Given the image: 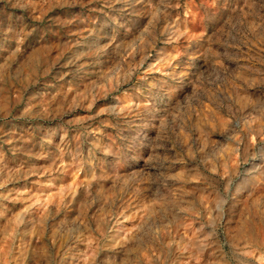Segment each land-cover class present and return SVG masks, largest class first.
<instances>
[{
    "label": "rangeland",
    "instance_id": "1",
    "mask_svg": "<svg viewBox=\"0 0 264 264\" xmlns=\"http://www.w3.org/2000/svg\"><path fill=\"white\" fill-rule=\"evenodd\" d=\"M0 264H264V0H0Z\"/></svg>",
    "mask_w": 264,
    "mask_h": 264
}]
</instances>
